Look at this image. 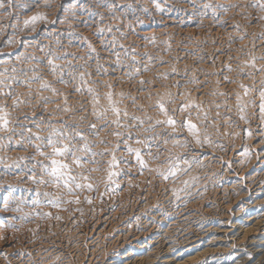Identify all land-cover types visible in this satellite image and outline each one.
I'll return each mask as SVG.
<instances>
[{"label": "bare ground", "instance_id": "6f19581e", "mask_svg": "<svg viewBox=\"0 0 264 264\" xmlns=\"http://www.w3.org/2000/svg\"><path fill=\"white\" fill-rule=\"evenodd\" d=\"M255 2L47 0L50 6H45V0H39L36 6L34 0H14L11 16L0 9V79L5 81L0 93H13L0 94V106L10 113V127L14 129L0 132V158L4 160L0 164V223L15 224L19 229H0V264H198L204 260L224 264L232 259L234 264H262L264 121L258 108L251 105L245 113L248 123L240 120L235 102L240 82L258 88L264 79V74L252 69L245 68V72H254L252 79L241 76L238 70L250 54L257 57V67L264 66V20L259 19L264 13L251 6ZM157 3L162 10L157 9ZM110 4L114 7L107 6ZM208 4L213 7L206 8ZM37 12L56 22H38L36 31L31 30L32 25L25 28L23 21ZM100 28L105 31L99 32ZM10 40L17 42L9 44ZM116 53L120 54L119 64ZM51 56L60 57L55 62L61 65L68 84L59 82V70L57 75L52 74L47 64ZM145 66L148 71H144ZM136 69L140 70L138 75ZM80 73L85 74L86 83ZM34 75L56 92L40 90L39 80H32L30 88L16 82ZM224 76L237 83H228ZM140 80L147 83L141 85ZM89 87L100 97L97 110L108 107L105 93L111 91L122 112L145 119L144 127L162 118L155 105L161 97L167 101V93L176 100L170 108L190 99L211 108L215 116V104L219 103V133L209 128L212 144L200 146L186 130L182 131L174 137L190 141L189 147L182 149L173 148L172 138L163 145V129L157 128L161 133L159 159L145 155L148 168L143 170L127 152L122 138L116 156L123 159L114 182L106 187L110 154L96 157L101 161L100 172L86 171L96 165L86 164L83 169L72 165V175H90L96 190L77 192L79 204L55 208L49 203L53 198L66 201L74 197L63 186L33 183V176L50 179L43 171L50 161L37 153L35 145L50 154L45 144L53 136L73 150L87 143L92 151L99 152L115 147L112 131H125L110 123L115 118L111 111L107 120L97 119ZM219 92L227 97L213 95ZM16 97L24 101L19 107L13 106ZM244 99L259 103L256 92ZM225 101L227 107L223 106ZM192 115L195 118V109ZM149 116L152 121L146 119ZM176 116L182 118L179 113ZM122 122L135 123L123 117ZM91 124L97 125L99 137ZM105 124L108 127H103ZM28 129L43 140L32 136L30 143ZM54 129L64 136L53 135ZM131 131L133 139L129 143L133 147H140L135 144L137 136L153 135L140 129ZM77 133L86 139L81 140ZM101 138L107 143L100 144ZM152 152L156 154L155 146ZM176 154L182 156L181 167L187 172L164 180L149 171L165 170L169 156ZM57 159L71 164V156ZM183 159H188L191 166ZM184 181L189 182L187 186ZM85 196L91 197L92 203ZM5 198L10 201V209L19 207L22 211L5 212ZM25 215L27 219H22Z\"/></svg>", "mask_w": 264, "mask_h": 264}, {"label": "snow or ice", "instance_id": "6c2138e0", "mask_svg": "<svg viewBox=\"0 0 264 264\" xmlns=\"http://www.w3.org/2000/svg\"><path fill=\"white\" fill-rule=\"evenodd\" d=\"M34 3L36 6H39V0H34ZM45 6H50L47 4V0H45ZM110 8H113L114 5H107ZM252 7H258L262 13H264V0H256L255 3L251 5ZM14 7V0H0V9L5 10L6 16H11V11ZM130 7V5H129ZM158 10H162L160 8L159 3L156 5ZM206 8L213 7L211 4L205 5ZM223 8L224 6H219ZM229 7H236V5H230ZM227 9L225 8V11ZM67 11V10H66ZM260 20H264V15L259 17ZM38 22H44V23H52L54 24L56 21L51 20L49 21L47 16L44 13L37 12L36 14L28 17L23 21L24 27L27 28L29 25H32V31H36L34 25ZM239 25H236V28L239 30ZM109 32L111 31V28L107 29ZM99 32H104L105 29L100 28L98 29ZM241 40L244 39L243 36L239 37ZM152 43H155V37H152ZM231 41V37H229ZM86 40V38H85ZM17 41L10 40L8 43H16ZM115 42V40H114ZM89 49L91 51H95V49L92 47L91 44L88 45ZM123 47V45H121ZM34 59V58H33ZM57 59H60V57L51 56L47 60V64L50 67V70L53 75L58 74L59 70V76L60 80L59 82L62 84H68L69 81L63 79L64 72L61 68V65H58L55 61ZM151 60V57L149 58ZM264 59V58H262ZM257 57L250 54V58L243 61L242 66L239 67V74L241 76L247 77L249 79H252L254 76V72H258L261 74H264V66L257 67ZM2 63V62H0ZM116 63H120V54L116 53ZM70 65V62H69ZM228 71L232 72L234 69L231 67V65H228ZM245 68H249L254 70V72L249 71L245 72ZM7 71V70H5ZM13 71L15 72L16 69L13 68ZM33 72H35V69H32ZM144 71H148V67L145 66ZM173 72H175V69H172ZM140 70L136 69L135 74H139ZM68 75L72 78L74 77V74L72 72H69ZM0 76H3V73H0ZM84 73H80V79L82 82L84 81ZM164 78L167 79V74H164ZM228 83H237L236 80H231L228 76H224L223 78ZM32 80H39L40 90L49 89L53 93L56 92V89L51 87V85L47 82L42 80L41 77L34 75L33 77L25 80H17V83L23 84L27 87H31V81ZM5 81L3 79H0V85H3ZM147 83L145 80H140V84L143 85ZM219 83V81H217ZM239 88L241 89L240 92H237L235 95V102H236V108L239 113V119L245 121L248 123V118L246 116V111L249 105H251L253 108H258L259 110V118L261 121H264V79L260 81V86L257 88L253 84L252 86L247 85L243 82L239 83ZM110 88L111 85H108ZM179 87V85H177ZM76 91H81V88H76ZM87 91L89 93L93 94V108H94V115H96L97 119L101 120H107V113L111 111V113L114 115V119L111 120V124L115 125L116 129H124L125 131H119L114 130L111 132V135L116 138V145L113 149L109 150L107 148L96 152L92 151L89 144L84 143L80 148L73 150L72 147L69 146L67 143H63L62 140L54 139L53 136H49L47 139V142L45 144V147H48L51 149V153H46L42 150L41 145L36 144V151L37 153L49 159L50 165H44L43 171L47 174V176L50 178L49 180L39 179L35 176L31 177L33 183H52L55 187L59 188L63 186L64 189L67 190L68 194L73 196L74 199L71 200H61L60 198H53L49 201V203L55 207V208H62L63 204H79L80 199L76 195L77 192H83L88 191L92 192L96 190V186L91 182L92 177L90 175H85L83 172H81L78 176L72 175V165H75L77 168H85L86 164H92L96 165V167L87 168L86 171L88 173H94V172H100L102 169L99 166L101 164V161L96 159L97 156L103 157L106 154H110L111 158L107 161V177H106V187L108 184L114 182L113 178L117 175H119V172L116 171V169H119L120 164L122 162L123 158H117L116 156V149L119 148L120 142L123 139V143L125 145V148L127 152L134 156L136 163L138 164L139 168L141 170L148 168V161L144 158L145 155L152 157L154 159H159L160 149H161V133H158L156 130L157 128L163 129V139L162 143L163 145H167L169 143V138H172V145L173 148H188L190 141L185 140L184 142H181L178 139H175L174 137L178 135L180 132L185 131L187 132L188 136L192 138V140L195 142V144L203 146L205 144H208L209 146L212 144V141L210 139V133L208 131L209 128L216 129L217 133H219V124L218 121L221 119V112L219 109L222 107L221 104L217 103L215 104L216 112L215 116H212L211 114V108L205 109L200 103H195L194 101L190 99H185L181 103H179L176 107L170 108L169 105H175L176 100L172 97L171 93H167L168 96L167 101H165L164 97H161L156 101V109L158 110L160 116L162 118H156L154 122L149 123L147 127H144L145 125V119H142L140 116H131L129 117V113L125 110L122 112V110L117 106V101L113 99V93L111 91H108L105 93V98L108 102V107L103 108L102 110H97V106L100 104V97L95 94L94 89L91 87L87 88ZM253 92H256L258 94L259 103L257 104L255 99H250L248 101H245V97H250ZM5 95H13L12 92L8 93H0ZM123 95V94H121ZM180 96H185L184 93H179ZM213 95H219L222 97H227V94L225 92H219V93H213ZM46 99V98H44ZM67 101V97H65V102ZM21 103H24V101L20 100L18 97L13 99V106L19 107ZM224 107H227V102L225 101ZM196 110V116L193 118L192 110ZM65 111H69L68 108L64 109ZM176 113L181 114L182 118H177ZM10 113L7 111V109L3 106H0V132H12L14 129L10 127V125L13 123L12 120H10ZM122 117L125 119H130L131 121H134L135 123H123ZM147 120L152 121V117H146ZM230 119V117L228 118ZM199 121V123H197ZM201 125H203V130ZM103 127H108V124H105ZM90 128L94 131V134L99 137L100 132L97 129L96 124H91ZM132 129H140L144 133H153V135H145L143 138H140L137 136L135 138V144L140 145V147H133L129 141L133 139L132 136ZM29 135V142H32V136H35V139L37 141L43 140V138L39 135H36L34 133H31V130H27ZM125 133H127V136L125 138ZM53 135H59L64 136V133L59 132L58 130H53ZM227 135V133H225ZM238 135V133H237ZM247 135L249 137L252 136V132L248 130ZM77 136L81 140H85L86 138L81 134L77 133ZM203 136V138H202ZM100 144H106L107 141L104 139L99 140ZM155 146L156 148V154L154 155L152 152V148ZM143 149H147V152L145 153ZM82 153L83 155H78L77 153ZM71 156V164L65 162L64 159H57V157H63L67 158ZM85 156H89L90 159L85 160ZM181 160L182 156L180 154H176L175 156L170 155L168 158V166L165 170H161L160 168L156 169H150L149 171H155L159 176H161L164 180H168L169 178H176L181 172H187V168L181 167ZM4 160L3 158H0V164H3ZM183 163L186 165L191 166V162L188 159H183ZM5 167H10L9 165H5ZM194 179V178H193ZM188 181H184L185 186L188 185ZM118 186V185H117ZM9 188H11V185H9ZM45 195H49L48 193H45ZM85 200L88 203H92L91 197L85 196ZM9 199L5 198L3 202V210L5 212L7 211H15L19 212L22 211L21 208L17 207L14 209L9 208ZM34 203H39L38 201H34ZM46 216H51V213H45ZM57 219H60V217H56ZM22 219H27V215L22 217ZM12 228L14 230H19L17 225L11 224V223H0V229H8ZM0 239H3V237H0ZM198 264H208L207 260L200 261Z\"/></svg>", "mask_w": 264, "mask_h": 264}, {"label": "rangeland", "instance_id": "374dc122", "mask_svg": "<svg viewBox=\"0 0 264 264\" xmlns=\"http://www.w3.org/2000/svg\"><path fill=\"white\" fill-rule=\"evenodd\" d=\"M259 254H261V255H259V256H261L262 261H263V262H262V261H261V262H262V264H264V248H263V251L260 252ZM262 256H263V257H262ZM234 261H235V260L232 259V261L230 260V261H228V262H226V263H224V264H234Z\"/></svg>", "mask_w": 264, "mask_h": 264}]
</instances>
